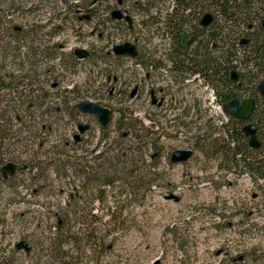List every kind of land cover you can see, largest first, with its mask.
Returning <instances> with one entry per match:
<instances>
[{
  "label": "rangeland",
  "instance_id": "obj_1",
  "mask_svg": "<svg viewBox=\"0 0 264 264\" xmlns=\"http://www.w3.org/2000/svg\"><path fill=\"white\" fill-rule=\"evenodd\" d=\"M38 1L15 0L14 6H11L14 0H0L3 33L7 32L10 25H37L40 21L50 19L47 10L63 8L61 0H42L40 4ZM94 1L98 2L94 21L85 23L81 28L76 27L75 20H68L60 38L55 40L62 46V50H59L61 54L67 55L81 48L93 51L94 63L91 60L75 64V61L66 58L68 63L65 69L58 66L56 61H37L41 64L39 83L44 88V94L49 97L47 103L50 108H43L40 113L44 118L37 120L40 125L44 121L45 129L23 135L29 139L27 148L19 150L15 158L29 160L34 167L39 166V170L52 163L50 158H58L59 154L63 155L61 160L69 156L84 157L102 137L106 139L109 135L107 142L110 143L117 135L114 121L121 107L118 91L116 88L110 89L106 74L101 69L105 68L107 41L110 45L120 44L131 41L129 39L134 36L121 34L118 31L120 26L115 24L110 27L113 36L106 38L108 1ZM116 1L111 0V3L116 4ZM31 2L36 4L28 7L27 3ZM133 19L135 28L140 29L141 12L134 11ZM101 32L104 33L103 38ZM143 38L146 44L151 45L150 34L145 36L143 33ZM43 40L47 41L48 37H43ZM51 44L48 41L47 45L53 46ZM1 63L6 67L0 68V72H12L10 66L14 68L22 65L18 56H13L11 52L3 54L2 49ZM71 64L77 65V68L72 70ZM20 70L17 68V73ZM127 70L133 71L134 68L129 64ZM151 83L157 89H165V101L157 103L163 104L162 108L152 106L148 94L138 99L136 92L132 100L123 101L122 104L125 109L135 113L144 128L157 133L156 146L144 150L148 167L145 172L150 170L154 174L156 185L145 197V192H138V201L132 192V197L121 192L116 194L115 204L106 200L103 206H112L111 213L106 215L107 210L103 211L102 206L99 211L95 210L93 221L102 227L94 233L93 225L81 227L78 223L74 225L72 217H68L69 220L66 218V211L72 206L71 187L69 182L61 181L54 172L44 174V179L47 177L48 180H41L40 188H44L40 196L33 194L37 184L28 181L32 177L28 173L17 178L21 179L20 186L16 184L17 180L9 185L0 184V211L6 212L5 223L2 220L0 224V244L3 242V247L13 251L16 250V244L26 239L34 248L31 257L24 252L16 255L19 264H62L50 258L51 252L48 250L60 219L67 223L63 231L70 226V229L73 227L71 232L76 234V246L65 243L62 248L68 252L66 259H73L75 264H154L156 261L160 264H248V259H252L250 253H253V257L264 256V182L256 183L246 174H228L220 170L212 156L203 154L193 146V137L208 130L207 123L217 127L223 119V115L215 108L218 103L213 102L211 92L199 82L184 92L169 90V84L158 78L152 77ZM53 84L57 87L53 88ZM75 86L79 90L76 96L67 92ZM135 87L134 84L129 88L131 94ZM83 99L112 110L113 124L105 134L96 117L70 112L69 107ZM57 109H61V112L58 113ZM175 115H180L179 124L185 122L188 126L174 128L176 124L171 120ZM79 123L90 125L91 130L82 136V143L75 146L73 136ZM68 142L73 145L65 148ZM176 150H193L194 156L187 163L171 164L170 156ZM154 154L158 156L152 160ZM14 184L18 195L14 192L9 194L8 187ZM115 229V233L112 232ZM96 237L100 245L94 254L85 248L92 247ZM254 250H257V254ZM241 255H244L245 261L234 262Z\"/></svg>",
  "mask_w": 264,
  "mask_h": 264
},
{
  "label": "trees",
  "instance_id": "obj_2",
  "mask_svg": "<svg viewBox=\"0 0 264 264\" xmlns=\"http://www.w3.org/2000/svg\"><path fill=\"white\" fill-rule=\"evenodd\" d=\"M107 1L106 38L110 39L113 36L110 27L115 24L120 26L118 31L121 34L134 36L133 39H129L131 41L120 44L110 45L107 41L105 68L101 69L106 74V82L111 86L110 89L116 87L118 91L121 107L114 121L117 135L110 143L107 142L110 139L109 135L106 139L102 137L84 157L69 156L66 160H61L63 155L59 154L58 158H50L53 162L41 170L38 169L39 166L34 167L29 160L15 158L19 150L27 148L29 139L23 135L45 129L44 121L42 126L37 120L44 118L40 113L43 108H50L47 103L49 97L44 94V88L39 83L41 64L37 61L38 59L56 61L59 63L58 66L65 69L68 63L65 61L66 58L75 61V64L77 62L84 64L91 60L94 63L93 51H87L88 57L80 60L75 55V50L67 55L59 53L62 46L55 43V40L60 38L68 20L69 22L75 20L76 27L81 28L87 23L81 20L86 15H89L90 22H93L97 16L95 6L98 2L61 0L63 8H51L46 11L50 19L29 27L10 25L6 33H3L5 30L0 24V49L3 54L11 52L13 56H18L22 62V65H16L14 68L10 66L12 72L7 70L0 72V184L9 185L17 180L16 184L20 186L21 179L17 178L28 173L32 175L28 181L37 184L33 194L40 196L44 188H40L44 174L54 172L61 181L69 182L71 187L72 206L71 209H67L66 218L72 217L74 225L78 223L77 225L81 227L88 228L93 225L94 233L102 227L93 221L96 217L95 210L99 211V207L102 206L103 211L107 210L106 215L111 213L112 206H103L106 205V200L115 204L116 194L120 192L131 197L132 192L137 199L138 192H145V197L152 190L156 181L150 170L145 172L148 167L144 150L149 146H156L157 133L144 128L139 118L135 117V113L125 109L122 104L123 101L134 98L129 88L136 85L139 80L138 59L116 56L113 52V47L117 45L128 42L137 45L140 39L146 52L143 62L146 72L153 68L164 75L166 71L176 82L173 81L174 84L184 83L199 76L202 86L214 92L216 102L222 107L236 99L255 100L254 112L248 120H240L226 114L227 121L219 123L217 127L207 123L208 130L193 137V146L200 149L203 154L212 156L218 162L220 170L228 174H246L256 183L264 182V96L258 90V85L264 81V0H121L132 19L131 27L125 21L112 17L113 13L118 11L119 0L116 4H112L111 0ZM37 3L43 2L40 0ZM14 4L15 0L11 6ZM27 4L31 7L36 2ZM136 10L141 12L140 29L135 28L133 19ZM2 12L0 11L1 14ZM28 12L31 14V11ZM207 16H211V22L203 25ZM143 33L145 36L151 35L149 40L151 45L146 44ZM100 35L104 37L103 32ZM158 35L163 39L161 44L155 43ZM43 37H48V40L44 41ZM48 41L50 44L52 42L53 46H48ZM157 52L163 53L165 60L154 64L152 54ZM129 64L134 68L133 71L127 70ZM5 67L0 64V68ZM17 68L21 69L20 73H17ZM71 68L75 70L77 65L71 64ZM164 80L169 81L167 77ZM167 83L169 90L175 89L171 83ZM56 87L57 85L53 84V88ZM177 91L176 89L175 92ZM67 92L74 96L79 94L76 86ZM19 101L21 103L17 106ZM76 106L77 104L69 107L70 112L76 115L83 114ZM110 111L112 114L110 125L107 128L101 127L104 134L113 124V112L111 109ZM57 112H61V109H57ZM179 119L180 115H175L171 120L176 124L173 127L186 128L188 125L185 122L179 124ZM79 125L87 124L77 125V132L73 136L75 146L81 144L82 136L91 130V126L88 125L90 129L76 141L75 137L80 134ZM247 125L256 128L259 143L256 149L250 146V138L244 133ZM73 144L68 142L64 147L69 148ZM157 156L158 154H154L151 159L155 160ZM8 164L24 168L16 170L13 174H5L4 167ZM47 180L45 177L44 181ZM16 184L8 187L9 194L14 192L18 195ZM24 189L28 191V188ZM5 217L6 212L0 211V224L2 220L5 223ZM65 225L66 221L60 219L55 226L54 239H50L48 244V250L51 252L49 257L59 260L62 264H75L73 259H66L68 252L62 249L65 243H70L72 247L77 244L74 240L76 234L71 232L73 227L70 229L69 226V229L63 231ZM115 231L116 229L112 232ZM21 242H26L30 248L29 252L17 248ZM19 243L13 251L3 247V242L0 244V264H19L16 255L21 252L31 257L34 248L30 242L23 239ZM99 245L96 237L93 246L86 247L85 250L95 254ZM254 253L257 254V250H254ZM252 254H249L252 259H248V264H264V256L253 257ZM244 258V255H241L234 262H244Z\"/></svg>",
  "mask_w": 264,
  "mask_h": 264
},
{
  "label": "water",
  "instance_id": "obj_3",
  "mask_svg": "<svg viewBox=\"0 0 264 264\" xmlns=\"http://www.w3.org/2000/svg\"><path fill=\"white\" fill-rule=\"evenodd\" d=\"M115 20H124L127 24H132V19L129 16L128 12L125 10H120L114 12L112 15ZM211 16H207L203 25H208L211 22ZM114 54L116 56H128L131 58L137 57V51L135 45L132 43H125L121 45H117L114 47ZM75 55L80 59L84 60L88 57V52L84 49H76ZM259 92L264 96V81H262L258 85ZM132 94V97H134ZM256 102L254 99L244 100V99H236L226 105L223 106V111L226 114H231L235 118L240 120H248L255 109ZM76 108L83 114L94 116L98 119L102 128H107L112 119V114L110 109L103 107L89 99H85L79 104H77ZM90 127L88 125H79V135L75 137L76 141L80 140V135L86 133ZM244 133L247 137L250 138V146L254 149L259 147V143L256 137V128L253 125H247L244 128ZM194 156V151L192 150H176L170 156V161L172 164H184L190 161ZM23 166H17L15 164H8L4 167L5 174H13L16 170L23 169ZM177 200V199H176ZM18 249H23L26 252L30 251V248L26 244V242H21L17 245ZM154 264H160L159 261H156Z\"/></svg>",
  "mask_w": 264,
  "mask_h": 264
},
{
  "label": "flooded vegetation",
  "instance_id": "obj_4",
  "mask_svg": "<svg viewBox=\"0 0 264 264\" xmlns=\"http://www.w3.org/2000/svg\"><path fill=\"white\" fill-rule=\"evenodd\" d=\"M120 10H125L126 11V8L124 7L123 2L121 0H119V7H118V11H120ZM115 12H117V11H115ZM82 19L85 20L89 24L92 23V22H90V16L89 15H86L85 18H81V20ZM121 21H124V20H121ZM131 25H133V22H132ZM93 32H92V34H93ZM162 42H163V39L158 35L155 38V43L161 44ZM136 44L137 45H135V47H136V51H137V57L136 58L138 59V61H137L138 62V66H137L138 67V71L142 72V73H145L144 75H142L141 73L139 74L140 78H139L138 82L136 83V87H135L134 91L132 92V94L136 92V96L138 97V99H141L144 96L146 97V95L148 94L149 95L148 97H150L152 106L158 105L159 107L162 108L163 104L159 105L157 103L161 102V100L165 101V96H167V95L165 93V89H163V88H161V89L155 88V85L151 83L152 82V77L153 78H158L163 83L169 82V83H171L174 86V88H175L174 90L177 89L178 91H182V92H184L185 90H188L189 87L191 85H194L196 81H198L200 83V85H202L201 78L199 76H196V77H194L192 79L186 80V81H184V83L174 84L175 81L172 79L170 74H168L166 71L164 72L165 73L164 75H162L161 73H158V71H155V69H153V68H152L151 71H149V72L147 71L146 72V68L143 67V62L145 60V53L146 52H145V50H144V48L142 46L143 45L142 39H140V41H137ZM81 49H83V48H81ZM86 51H88V50H86ZM113 52H114V47H113ZM132 59H135V58H132ZM152 59H154V64H155V63H161V61L165 60V57H164L163 53L157 52V53L152 54ZM170 66H171V64H170ZM159 74H161V77L159 76ZM165 77H167L169 79V81L168 80L167 81L164 80ZM145 84H149L148 85L149 87L145 86ZM114 88H116V87H114ZM204 89L210 91L208 88L204 87ZM215 98H216V95H215Z\"/></svg>",
  "mask_w": 264,
  "mask_h": 264
},
{
  "label": "built area",
  "instance_id": "obj_5",
  "mask_svg": "<svg viewBox=\"0 0 264 264\" xmlns=\"http://www.w3.org/2000/svg\"><path fill=\"white\" fill-rule=\"evenodd\" d=\"M211 97H212V99H213V102L215 101L216 102V98H215V95H214V92H211ZM217 103V102H216ZM215 108L223 115V119L220 121V123L221 122H223V121H227V117H226V115L223 113V111H222V107L219 105V104H217L216 106H215Z\"/></svg>",
  "mask_w": 264,
  "mask_h": 264
}]
</instances>
